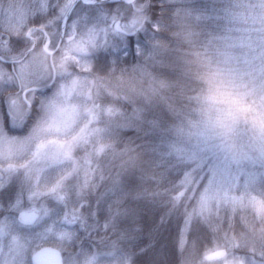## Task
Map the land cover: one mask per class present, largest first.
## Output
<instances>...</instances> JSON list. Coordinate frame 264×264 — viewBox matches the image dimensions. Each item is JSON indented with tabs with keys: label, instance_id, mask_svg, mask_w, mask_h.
<instances>
[{
	"label": "trees",
	"instance_id": "1",
	"mask_svg": "<svg viewBox=\"0 0 264 264\" xmlns=\"http://www.w3.org/2000/svg\"><path fill=\"white\" fill-rule=\"evenodd\" d=\"M152 3L157 8L161 4L166 7L162 16L156 12L161 17L160 31L143 56H129L127 62L110 61L102 69L94 67L95 60L84 61L86 65L77 72L63 69L89 80L86 118L81 127L89 129V135L80 144L76 159L90 166L86 168L88 181L95 177L93 197L122 185L142 197L135 204L140 215L152 219L156 213L157 224L164 215L159 247L173 264H212L213 251L222 253V258L237 254L235 264H253L264 255V163H241L260 170L254 180L250 179L247 197H259L263 209L241 203L235 208L233 204L238 202L221 197L205 203L202 190L206 182L196 187H187L186 182L203 181L209 172V166L198 162L202 157L199 144L209 126L193 132L186 116L192 81L219 78L222 90L213 101L226 104L229 100L236 108L235 127L227 133L228 140L237 141L252 155L264 149V0ZM9 4L10 0H0V11ZM132 4L138 10L129 24L137 21L136 28H142L152 13L145 15L138 0ZM4 48L0 44V51ZM214 58L222 59V72L214 69ZM20 184L19 179H13L15 188ZM87 190L85 183L83 194ZM233 195H240V191ZM169 198L174 208L170 218ZM7 205L11 206L8 202L0 206V217ZM185 213L191 230L184 222ZM93 240L100 245L95 255L120 248L117 235L112 233L107 237L94 235ZM120 251L131 264V243L125 241Z\"/></svg>",
	"mask_w": 264,
	"mask_h": 264
},
{
	"label": "snow or ice",
	"instance_id": "2",
	"mask_svg": "<svg viewBox=\"0 0 264 264\" xmlns=\"http://www.w3.org/2000/svg\"><path fill=\"white\" fill-rule=\"evenodd\" d=\"M138 5L152 13L142 28L129 26L138 7L128 0H10L0 11V206L16 201L0 217V264H38L49 249L58 251L60 264H122L125 241L131 264H173L159 247L164 215L159 224L156 213L140 215L136 191L114 185L93 197L95 177L88 181L90 166L76 159L89 135L78 122L83 101L72 74L63 72L82 69L81 61L102 69L143 56L160 31L156 12L162 16L166 6ZM221 181L213 170L209 187L220 192ZM167 207L170 218L171 198ZM184 222L191 230L187 213ZM101 233L117 235L120 248L93 254L100 248L93 237ZM253 264H264V255Z\"/></svg>",
	"mask_w": 264,
	"mask_h": 264
},
{
	"label": "rangeland",
	"instance_id": "3",
	"mask_svg": "<svg viewBox=\"0 0 264 264\" xmlns=\"http://www.w3.org/2000/svg\"><path fill=\"white\" fill-rule=\"evenodd\" d=\"M137 24V21L132 23L130 22L129 26L136 27ZM81 64L82 66L86 65V63L84 64V61H81ZM64 74L67 75L68 73L64 72ZM72 80L76 81L78 86L77 95L81 97L83 101L81 105V116L78 118L80 127H82L85 123V114L88 106L87 94L89 80L82 75H77L75 77L74 75H72ZM70 82L71 81H69V83ZM223 105H225L226 110L224 118L218 119L214 124H211L208 127V131L203 132V134H205L200 142L201 145L203 144V147H200L199 144L198 153L202 157H197L198 159H200V161H197L200 163L203 162L205 165L209 166V172L203 175V181H201L200 179H188V181L186 182V186L189 187V185H194L196 187L200 184V182H206L204 185L205 188L202 190L204 192L202 198L205 203L207 201L209 202L211 198L221 197V199H230L238 202V204H233V207L235 208L241 207L239 204L241 203L250 205L251 208H258L259 210L263 209L261 199L259 197H247L248 188L251 182L250 179L254 180V178L260 173V170L250 169L249 166L242 167L241 163L242 161H244L245 163L257 161H261L264 163V147L261 148L263 150L258 151L259 153L257 155H252L247 151L246 148L244 149L242 148V146L237 145V141H234L233 143L232 141L228 140L229 138L227 136V133L230 134L235 127V116L233 115V110H235L236 108L232 107L229 100H227L226 104ZM217 144L218 148H215ZM13 164H15V161H13ZM213 170L217 172L218 179L222 178L221 182L223 187L220 192L211 189L208 185V180L211 178V173ZM10 175H14V173H10ZM19 182L21 183L20 180ZM16 184H18L17 181ZM19 187L20 186H18V188ZM184 188H182V190H184ZM238 191H240V195H233L238 194ZM14 201L15 200H13L12 202ZM15 204L11 203L10 205L16 206ZM11 206L7 205V208H10ZM214 252L215 251H213L212 253ZM217 252L218 255L215 256H212V253L210 254L212 264H235L239 259V256L237 254L231 255L232 258H222L220 255L222 253H220L219 251ZM121 261L122 264H127V262H125V259L122 257ZM101 264H108V262L106 260H102Z\"/></svg>",
	"mask_w": 264,
	"mask_h": 264
},
{
	"label": "clouds",
	"instance_id": "4",
	"mask_svg": "<svg viewBox=\"0 0 264 264\" xmlns=\"http://www.w3.org/2000/svg\"><path fill=\"white\" fill-rule=\"evenodd\" d=\"M212 65L217 72L223 71L222 59L214 58ZM221 80L209 82L202 79H194L190 88V99L187 101L186 121L193 132H200L206 126L214 124L226 114L225 105L214 102L212 97L221 89Z\"/></svg>",
	"mask_w": 264,
	"mask_h": 264
},
{
	"label": "water",
	"instance_id": "5",
	"mask_svg": "<svg viewBox=\"0 0 264 264\" xmlns=\"http://www.w3.org/2000/svg\"><path fill=\"white\" fill-rule=\"evenodd\" d=\"M133 0H130L128 2H132ZM218 255V252L212 253V256ZM38 264H60V257L58 251L55 249H49L44 252H42L38 256Z\"/></svg>",
	"mask_w": 264,
	"mask_h": 264
}]
</instances>
